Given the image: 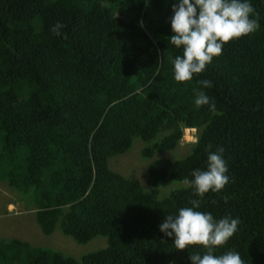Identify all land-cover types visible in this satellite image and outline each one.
I'll return each mask as SVG.
<instances>
[{"label":"trees","instance_id":"1","mask_svg":"<svg viewBox=\"0 0 264 264\" xmlns=\"http://www.w3.org/2000/svg\"><path fill=\"white\" fill-rule=\"evenodd\" d=\"M176 2L0 0V182L35 205L43 233L59 225L78 243L106 241L74 257L1 238L0 264H191L204 250H177L159 225L197 198L183 181L206 168L209 145L223 148L229 183L198 210L239 219L215 254L264 264V0H249L257 31L188 82L169 62L181 54L169 44ZM57 21L67 38L51 33ZM204 79L215 113L194 104ZM185 128L186 152L166 154ZM134 140L143 181L111 165Z\"/></svg>","mask_w":264,"mask_h":264},{"label":"clouds","instance_id":"2","mask_svg":"<svg viewBox=\"0 0 264 264\" xmlns=\"http://www.w3.org/2000/svg\"><path fill=\"white\" fill-rule=\"evenodd\" d=\"M171 11L173 15L169 20L173 35L169 38V44L181 49L180 55L169 57L176 82L191 81L194 75L206 69L214 57L222 54L225 44L251 35L259 28L258 13H255L249 0H177L172 4ZM64 28L65 25L57 21L50 31L57 37L67 38V34L62 32ZM197 84L199 87L193 89L195 106L200 108L207 105L209 111L215 113V103L202 90L211 88L212 82L204 79L197 81ZM211 148L209 145L206 149V168L192 170L191 179L185 178L183 181L197 198L189 201L190 206L179 208L177 214L165 216L159 231L172 238L177 250L189 246H200L204 250L189 255L191 264H246L235 250L215 254L216 249L223 247L236 233L239 219L229 216L216 219L211 212L198 210L206 193L220 192L229 183L223 148L217 147L215 151ZM227 199L224 198L225 203ZM13 203H6V207L10 208ZM17 203L12 206L14 209ZM11 208L7 213H14L15 210Z\"/></svg>","mask_w":264,"mask_h":264},{"label":"rangeland","instance_id":"3","mask_svg":"<svg viewBox=\"0 0 264 264\" xmlns=\"http://www.w3.org/2000/svg\"><path fill=\"white\" fill-rule=\"evenodd\" d=\"M193 131V128H185L179 145L173 151L166 152V154L173 156L184 154L188 144L194 140ZM140 144V141L134 140L130 149L120 153L118 158L112 159L111 165H113L114 170L124 176H133L143 181L146 161L139 158L138 148ZM21 200L26 201L27 204ZM10 201H14L10 208L18 202L15 207L16 209H22V212L19 214L7 213L10 208L6 207V203H10ZM13 210L15 209L13 208ZM35 214L36 207L28 202L26 197L19 198L16 190L8 187L6 183L0 182V239L10 240L15 238L31 246L56 250L63 255L74 257L104 248L106 245L103 236L93 237L85 243L75 242L69 236L61 234L58 228L59 225L54 227L51 232L43 233L39 228Z\"/></svg>","mask_w":264,"mask_h":264},{"label":"crops","instance_id":"4","mask_svg":"<svg viewBox=\"0 0 264 264\" xmlns=\"http://www.w3.org/2000/svg\"><path fill=\"white\" fill-rule=\"evenodd\" d=\"M11 206V205H10ZM14 207V206H13ZM20 212H22V209H16V207H15V211H14V213H17V214H19Z\"/></svg>","mask_w":264,"mask_h":264},{"label":"bare ground","instance_id":"5","mask_svg":"<svg viewBox=\"0 0 264 264\" xmlns=\"http://www.w3.org/2000/svg\"><path fill=\"white\" fill-rule=\"evenodd\" d=\"M194 132V131H193ZM196 138V137H195Z\"/></svg>","mask_w":264,"mask_h":264}]
</instances>
